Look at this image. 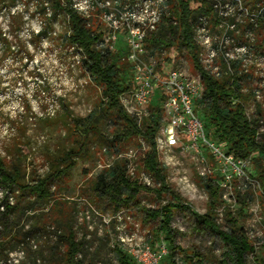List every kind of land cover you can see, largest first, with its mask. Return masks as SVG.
Here are the masks:
<instances>
[{"label": "rangeland", "instance_id": "1", "mask_svg": "<svg viewBox=\"0 0 264 264\" xmlns=\"http://www.w3.org/2000/svg\"><path fill=\"white\" fill-rule=\"evenodd\" d=\"M46 1L0 0L1 9L15 7L17 14L12 19L11 37L0 39V158H7V149L13 150L18 143L16 139L21 136L24 143L17 145V153L24 158L23 171L27 183L46 172L50 156L72 145V138L67 139L63 125V105L72 117L85 118L91 111L98 110L100 98L99 90L81 67V56H76L72 45L63 40L67 33L64 15L55 14ZM238 1L249 15L264 8V0ZM218 3L222 6L223 0H218ZM199 7V4L190 3V8L195 11ZM43 9L45 13H42ZM202 15L207 18L215 37L219 35L215 31L219 21L229 23L235 19L233 15L220 17L210 7L208 15ZM88 20L95 34L100 33L97 40L107 33L98 12H93ZM248 23L246 15L242 16L236 32L232 33L235 42L243 43L248 48L246 62L236 64L234 70L248 76L246 82L241 83V105L246 120L255 122L253 125L257 130L258 142L264 144V23L257 22L255 27ZM95 44L93 46L98 50ZM158 51L156 60L159 70L169 65L167 59L172 63L182 60L188 72L197 76L185 50L175 52L164 47L162 52ZM121 63L126 65L124 59ZM217 64L220 65V62ZM129 81L125 84V91L131 88ZM258 87L261 92L259 99H256L252 92ZM162 120L161 114L160 123ZM94 126L97 133L88 145L87 157L75 159L69 177L51 189L54 194L52 200H55L52 209L49 210L47 206L41 213L39 210L22 209L23 204H18L19 212L11 216L10 222L14 223L11 227L15 233L30 234L23 239L19 235V241L8 243L6 249H14L7 253L9 259L17 260L19 264H63L61 257L64 247L62 242L58 243L57 237L63 234V225L71 226L77 242L81 244L78 259L83 264H117L113 247L129 254L135 264L146 262L143 253L147 247L155 254L160 252V248L168 252V243L161 235L154 234L157 224L145 220L143 213L136 211V208L113 213L105 204L95 200L92 185L96 176L116 160L126 161L129 174L132 177L136 175L142 184L146 185L142 174L150 179L146 186H155V182L140 169L143 148L140 150L136 144H141V140L124 142L121 153L116 157L107 152L102 142L103 138L108 141L112 139L113 129L108 121L99 119ZM19 128L22 129L21 134ZM74 134L77 132L74 131ZM141 147L145 149V145L141 144ZM204 156L206 159L201 163L200 158L191 151L174 150L165 157L164 166L157 159L165 171L170 192L189 209L172 212L169 236L177 250L170 258L165 253L159 264H170L171 261L182 264L184 257L192 264L198 261L201 264H220L224 260V249L219 239L193 228V214L203 215L207 212L214 215L216 224L223 229L234 221L238 228L245 230L254 247V253L247 256V264H264V158L254 161L250 155L243 159L247 163V175L251 182L232 181L230 190L224 192L230 202H224L221 197L223 189L218 185L220 177L213 171L214 160L208 152H204ZM203 168L209 170L204 177L200 175ZM208 179L213 181V188L217 192L213 206L204 188ZM11 196L8 201L16 204L18 195L14 193ZM2 197L0 191V202ZM138 198L140 206L145 209H154L170 200L169 195L156 198L146 192L140 193ZM61 203L64 209L58 213L56 209H61ZM35 224L39 229H32ZM23 250L29 254L26 260L23 259Z\"/></svg>", "mask_w": 264, "mask_h": 264}, {"label": "trees", "instance_id": "2", "mask_svg": "<svg viewBox=\"0 0 264 264\" xmlns=\"http://www.w3.org/2000/svg\"><path fill=\"white\" fill-rule=\"evenodd\" d=\"M170 1L173 6L170 8L169 15L163 18L156 31L148 35L145 49L149 52L164 47L173 49L175 52L185 50L192 68L200 77L203 89L198 104L201 107L203 122L205 121L206 136L214 141L226 155H232L238 159H246L251 155L254 161L264 158V144L257 140V130L253 125L255 122L246 120L241 105V83L246 82L248 76L235 70L231 77L223 76L221 79H215L203 69L198 61V48L193 42L191 21L202 13L208 15L209 2L205 0ZM46 2L55 14L64 15L67 21V35H64L63 40L72 45L75 54H81V67L99 90V105L97 111L96 109L91 111L85 118L72 117L63 105L65 112L63 125L67 131V139L72 138V145L67 150L50 156L46 172L41 176H35L30 183L25 181L24 158L17 153L19 152L17 145L24 143L21 142V136L16 139L18 143L16 142L17 145L13 150L7 149V158H0V191L3 193L0 202V262H3L1 264H13L7 253L14 249H6L8 243L19 241V235L23 239L28 238L30 234L29 232L22 235L15 233L14 228L11 227L14 225L10 222L11 216L19 212L18 204L20 202L23 204L22 209L39 210L41 213L47 206L49 210L52 209L55 200H52L54 194L51 189L55 188V184L69 177L75 166V159L87 157L88 145L97 133L94 123L99 119L108 121L113 129L110 141L102 139L109 154L113 153L117 157L121 153L122 144L132 139L141 140L144 143V150L140 143L136 144L140 150H143L140 153V169L149 174L155 186L142 184L136 175L132 177L129 174L126 161L116 160L96 176L92 185L95 200L105 204L106 208L113 213L130 207L143 213L145 220L157 224L154 234L161 235L168 243V258L173 257L177 247L173 245L169 236L172 212L189 209L170 192L166 184L165 171L157 160L154 140L161 126V113L155 105L156 100L152 99L147 107V116L143 117L139 124L135 117L126 114L119 102V96L126 90L124 87L129 79L130 67L127 63L126 65L121 63L124 59L121 44L118 43L112 52L101 53L93 46L100 37V33L95 34L94 29L88 26L86 20L74 13L69 1L47 0ZM190 3L199 4V9L197 11L191 9ZM257 22L264 23V12L258 16ZM166 61L169 63L170 60ZM74 131L77 134H74ZM21 133L22 129L19 128V134ZM212 184L213 181L208 179L204 185L212 199L211 206L214 205V198L217 196ZM142 192L151 193L156 198L169 195L170 200L154 209H145L140 206L138 198ZM14 193L18 195L16 204L8 201ZM63 209L64 204L61 203V209L57 207L56 211L60 213ZM193 217V228L196 231L207 232L219 239L222 244L224 260L220 261V264H247V256L254 253V247L245 230L238 228L234 221L227 229L219 227L211 212L203 215L193 214ZM63 226L65 227L63 234L57 236L58 243L62 242L64 247L61 257L63 264H83L82 260L78 259L81 244L77 242L71 226ZM32 229L39 228L35 224ZM112 252L116 255L117 264H135L131 256L121 251L120 248L113 247ZM22 254L24 260L29 257L26 250H23ZM34 258L33 255L32 259ZM170 264H175V262L171 261ZM182 264L192 263L184 257ZM193 264H201V261Z\"/></svg>", "mask_w": 264, "mask_h": 264}, {"label": "built area", "instance_id": "3", "mask_svg": "<svg viewBox=\"0 0 264 264\" xmlns=\"http://www.w3.org/2000/svg\"><path fill=\"white\" fill-rule=\"evenodd\" d=\"M69 1L74 13L86 20L88 26L90 25L88 18L93 12H98L99 19L107 28V33L95 44L98 51L112 52L118 43L121 44L124 60L130 67L128 81L130 80L131 86L119 97L124 111L135 117L139 124L142 118L147 116L146 106L148 107L155 96V105L163 116L154 140L157 159L164 166L165 157L167 158L174 150H180L195 153L202 163L206 159L204 152H208L215 163L213 171L220 177L218 185L223 189L222 200L230 202L224 192L230 190L232 181H243L244 184L251 182L250 176L247 175V163L243 159L226 155L214 141L206 136L201 107L198 104L203 90L200 77L191 75L182 60L177 63L169 62L168 68L159 70V62L156 60L157 50L149 52L145 49L147 36L156 31L163 17L169 14L171 1ZM206 1L209 2L211 10L220 17L233 15L235 19L229 23L219 21L215 27V31L219 33L217 37L213 36L209 22L202 14L191 21L193 42L199 50L198 61L215 79H221L223 76L231 77L234 75V66L244 64L248 55L246 45L235 42L232 33L236 32V27L244 15L255 27L257 18L261 12H264V8L254 15H249L238 0H223L222 6L219 5L218 0ZM16 15L15 7L0 8V39L11 37L10 27ZM162 51L163 49L160 48L158 52ZM75 55L81 56L77 53ZM217 62H220V65ZM260 92V87L253 90V97L259 99ZM141 144L144 146L143 142ZM142 148L144 150V147ZM208 172L207 168H203L200 175L204 177ZM142 179L146 185H149L148 176L142 174ZM165 253L167 252L163 248L155 254L147 247L143 257L146 258L147 264H159ZM12 261L17 263V260L12 259ZM146 262L143 261L142 264Z\"/></svg>", "mask_w": 264, "mask_h": 264}]
</instances>
